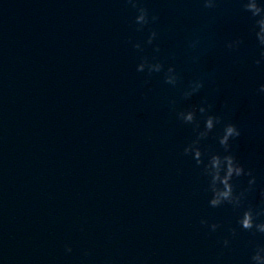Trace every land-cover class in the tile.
Listing matches in <instances>:
<instances>
[{"label": "clouds", "instance_id": "1", "mask_svg": "<svg viewBox=\"0 0 264 264\" xmlns=\"http://www.w3.org/2000/svg\"><path fill=\"white\" fill-rule=\"evenodd\" d=\"M238 2L253 21L250 31L259 47V56L254 63L257 66H264V0H238ZM126 3L136 9L137 15L134 18V24L137 31H144L146 27L155 24L160 19L158 14H150L142 0H126ZM201 3L206 9H215L219 0H201ZM158 36L159 33L152 28L146 40V44L152 46L156 54H159L161 50L160 44L157 42ZM243 42L242 37H236L229 40L226 47L236 51L239 50ZM199 45L200 40L197 37L190 42L189 47L197 49ZM144 46V43L140 41L133 44V48L139 52L144 51ZM192 59L194 62H198L199 56H193ZM137 71L146 73L149 78L153 74L163 73L164 82L173 87L181 82V75L176 70V66L174 64L166 66L165 61L159 59L158 55L142 56L137 65ZM147 82L146 80L145 83ZM204 87L205 79L196 77L182 89L181 97L184 100H189ZM257 92L264 94V83L260 84ZM177 103L175 98L169 101L174 110H176ZM213 107L214 105L208 102L205 97L203 102L198 105L193 104L187 108L176 110V115L178 120L192 127L193 138L184 146L183 154L192 157L200 174L206 179V191L210 193L209 206L219 208L229 205L233 211L241 213L236 220L238 227H231L229 229L230 236L225 237L222 241L224 247H228L242 230L252 233L253 236L257 234L264 236V219H261L264 217V200L259 207L248 203V195L255 190L257 178L254 170L246 168L233 151V143L242 135V130L234 122L226 123L223 115L212 111ZM217 126H221L218 135L215 134ZM210 136L216 140L222 151L216 150L211 144H206ZM240 177H248L247 187H240L236 182ZM261 195L264 197V190ZM200 222L202 225L208 226L212 232L221 227L219 222L209 223L206 218H202ZM66 251H72L70 244L66 245ZM249 264H264V243L255 245Z\"/></svg>", "mask_w": 264, "mask_h": 264}]
</instances>
